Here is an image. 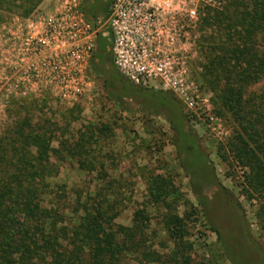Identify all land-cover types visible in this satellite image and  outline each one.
Here are the masks:
<instances>
[{"label": "trees", "instance_id": "1", "mask_svg": "<svg viewBox=\"0 0 264 264\" xmlns=\"http://www.w3.org/2000/svg\"><path fill=\"white\" fill-rule=\"evenodd\" d=\"M42 1L0 0V11L22 9L28 16ZM80 1L92 27L99 28L112 0ZM216 13L215 30L206 32L213 29L210 10L200 24V55L205 61L201 77L216 86L215 114L220 118L231 116L237 128L227 147L219 148L220 152L227 150L221 158L227 162L228 154L245 170L243 190L249 201L259 202L264 219V0H225ZM111 41L108 32L99 33L91 76L101 82L105 96L120 113L166 119L177 160L192 181L194 198L217 236L224 259L229 264H264V252L245 227L241 206L214 182L211 166L175 95L126 80L114 68ZM260 83L261 95L246 98L247 88ZM64 114L71 120L78 111L74 107ZM28 115L27 111L20 116L23 118L17 127L9 128L0 138V264H123L127 255H133L138 264H191L193 245L185 241L188 230L184 220L167 202L171 193L163 179L147 177L149 210L136 211L131 228L114 223L119 212L115 207L118 197L106 181V163L98 159L99 152L89 153L98 145L93 141L94 131L104 135L110 132L109 127H95L94 131L88 127L76 142H60L52 149L45 135L48 128L33 130ZM66 154L81 160V171H91L94 166L102 170V185L93 197L76 196L71 201L63 187L52 191L48 180L58 175L57 164L63 163ZM202 185L203 192H218V200L209 199L201 191ZM217 208L224 209L225 215L220 217L228 226L224 229H219L218 219L212 218ZM150 209L161 215L171 245L163 255L153 251L152 246L145 248Z\"/></svg>", "mask_w": 264, "mask_h": 264}, {"label": "rangeland", "instance_id": "2", "mask_svg": "<svg viewBox=\"0 0 264 264\" xmlns=\"http://www.w3.org/2000/svg\"><path fill=\"white\" fill-rule=\"evenodd\" d=\"M52 1L43 0L28 16H24L22 9L11 13L0 11V29L5 28L4 32H7L15 19L23 25L26 20L35 18L38 13H43V9L48 8ZM224 1L217 0V3L222 5ZM221 8L214 6L207 8L192 35L191 75L188 85L196 90L195 98H193L195 108L188 110L183 105L185 101L183 98L177 100L183 113L189 117L190 126L198 138L201 153L213 171L214 182L219 185L222 193L227 192L239 203L244 214L245 227L255 244L264 252L262 207L256 200L247 199L243 190L245 189V170L233 163L232 156L228 154L226 155L228 161L224 162L221 155L227 150L224 152L219 150L220 147H227L228 141L237 128L231 116L226 115L225 118H220L215 114L218 108L216 86L201 77L204 73L205 61L200 55L202 45L200 24L210 10L213 29H207L206 32L208 34L215 30L214 15L218 14L216 12H220ZM94 82L93 97L90 100H81L79 104L72 107L76 108L78 116H72L71 120L64 113L72 108H67L54 100H13L11 106L5 110L0 107V138L5 136L9 128H16L23 118L20 116H24L27 111L28 117L31 116L30 126L33 130L37 131L41 127L48 128L45 135L52 149H56L60 142L69 144L76 142L79 135L88 127L93 131L95 127L99 130L104 126L109 127L110 132L104 135L97 130L94 131L93 141H97L98 145L93 146L89 153L94 152L93 155H96V152H99L98 159L101 157L106 163L104 170L109 177L106 181H109L108 183L114 189L115 197H118L115 207L119 212L114 223L131 228L133 214L136 211L148 209L147 177L163 179L168 193H171L167 202L172 204L178 216L184 220L188 230L185 241L193 245V250L190 252L191 264H229L224 259L216 234L209 228L203 209L194 198L192 181L177 160L169 123L163 116L120 113L105 96L101 82L95 78ZM262 89V83L249 86L246 90V98L259 97ZM183 90L186 91L184 88ZM30 104H33L31 105L33 107H29ZM208 118L211 119L210 123L205 121ZM63 159V163L57 164L58 175L48 180L52 191L58 192L63 187L71 201L76 196L82 199L87 196L93 197L102 185L100 167L94 166L95 169L85 172L78 166L81 161L79 158L66 154ZM198 163L200 165L202 161L198 160ZM203 188L202 185L200 187L202 192ZM203 193L211 200H218L219 195L215 190L208 189ZM223 210L217 208L212 215L213 219H218L219 229L228 227L220 219L225 215ZM150 211L152 214L144 238L145 248L148 250L149 246H152L153 251L163 255L166 248L170 249L171 245L167 242L161 215L151 209ZM134 258L133 255L125 256L123 264H138Z\"/></svg>", "mask_w": 264, "mask_h": 264}, {"label": "built area", "instance_id": "3", "mask_svg": "<svg viewBox=\"0 0 264 264\" xmlns=\"http://www.w3.org/2000/svg\"><path fill=\"white\" fill-rule=\"evenodd\" d=\"M211 6L222 7L217 0H112L104 23L93 28L80 0H53L23 25L15 19L7 32L0 29V107L54 100L72 108L90 100V64L105 31L119 74L136 86L172 92L193 110L192 35Z\"/></svg>", "mask_w": 264, "mask_h": 264}]
</instances>
